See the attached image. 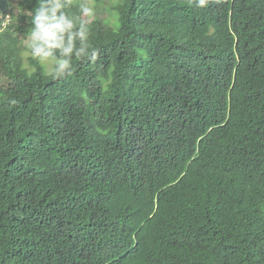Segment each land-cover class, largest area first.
Listing matches in <instances>:
<instances>
[{
	"label": "trees",
	"instance_id": "obj_1",
	"mask_svg": "<svg viewBox=\"0 0 264 264\" xmlns=\"http://www.w3.org/2000/svg\"><path fill=\"white\" fill-rule=\"evenodd\" d=\"M90 1L0 0V264H264V0Z\"/></svg>",
	"mask_w": 264,
	"mask_h": 264
},
{
	"label": "clouds",
	"instance_id": "obj_2",
	"mask_svg": "<svg viewBox=\"0 0 264 264\" xmlns=\"http://www.w3.org/2000/svg\"><path fill=\"white\" fill-rule=\"evenodd\" d=\"M206 0H198V6L204 7ZM59 8L58 4H54L52 6L53 12ZM82 13L84 16L93 19V8L92 7H84L82 9ZM32 25L34 26L31 30V36L35 42L29 47H31L32 51L30 53L33 59H36L42 65L46 59H50V64L48 65L47 75H52V73L60 74L65 69L71 67L70 62L67 59H56L53 58L52 49H59L61 57H67L72 52V44H71V36L68 38V46L65 47L63 44V37L61 33L66 30V28L71 27V25H61L58 22H54L48 18V16L44 13H38L32 19ZM81 39L85 38V33L81 31L79 33ZM86 47H90L87 45ZM29 55V53H26ZM84 54L83 49H80L76 53L77 57H80ZM87 55V54H84ZM90 55L95 57L97 55V51L95 48H91ZM39 58V59H37ZM51 65H54L52 67Z\"/></svg>",
	"mask_w": 264,
	"mask_h": 264
},
{
	"label": "rangeland",
	"instance_id": "obj_3",
	"mask_svg": "<svg viewBox=\"0 0 264 264\" xmlns=\"http://www.w3.org/2000/svg\"><path fill=\"white\" fill-rule=\"evenodd\" d=\"M104 1H106V0H103V2ZM95 4V1L94 0H91L89 3H88V5L91 7L92 5H94ZM104 6V8H105V5H103ZM107 6L109 7L110 5L109 4H107ZM94 11L95 12H97V13H94L93 15L94 16H97L99 19H102V18H104V12H101V11H97V6L95 5L94 6ZM26 53H28L27 51L26 52H24V54H23V56H24V58L27 56V54ZM50 64V59H46L45 61H44V66H45V69L47 70L48 69V65ZM52 67H53V65H51Z\"/></svg>",
	"mask_w": 264,
	"mask_h": 264
}]
</instances>
